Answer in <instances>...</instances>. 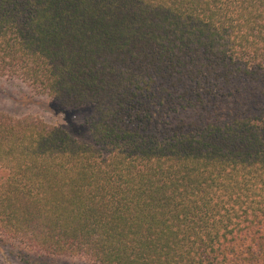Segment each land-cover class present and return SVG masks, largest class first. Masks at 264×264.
Instances as JSON below:
<instances>
[{
  "label": "trees",
  "instance_id": "trees-1",
  "mask_svg": "<svg viewBox=\"0 0 264 264\" xmlns=\"http://www.w3.org/2000/svg\"><path fill=\"white\" fill-rule=\"evenodd\" d=\"M0 77L90 107L93 141L0 113L1 237L264 264V0H0Z\"/></svg>",
  "mask_w": 264,
  "mask_h": 264
},
{
  "label": "rangeland",
  "instance_id": "rangeland-1",
  "mask_svg": "<svg viewBox=\"0 0 264 264\" xmlns=\"http://www.w3.org/2000/svg\"><path fill=\"white\" fill-rule=\"evenodd\" d=\"M90 107L64 108L17 79L0 77V113L32 118L65 131L72 139L93 145L88 127ZM5 171L0 167V180ZM0 264H94L85 256L44 255L0 236Z\"/></svg>",
  "mask_w": 264,
  "mask_h": 264
}]
</instances>
